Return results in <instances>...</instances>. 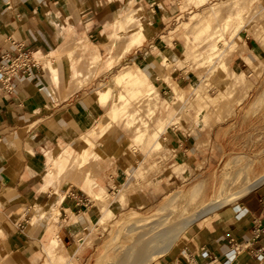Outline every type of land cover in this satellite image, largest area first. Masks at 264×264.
<instances>
[{
  "label": "rangeland",
  "instance_id": "374dc122",
  "mask_svg": "<svg viewBox=\"0 0 264 264\" xmlns=\"http://www.w3.org/2000/svg\"><path fill=\"white\" fill-rule=\"evenodd\" d=\"M149 4L131 0L127 10L129 18L126 20L125 12L121 13L120 21L114 23L115 29L111 33L114 41L110 46L109 58L106 53L101 61H84L79 68L74 67L75 72L80 70L79 77L84 75L88 78L79 82V85L76 80L73 90L84 88L90 91L98 112L96 125L81 135L93 132V138L97 136V146L104 147L106 152L98 155L93 151L88 159L80 163L79 155L74 153L65 164L63 172L51 165V175L45 188L48 186L54 191L53 198L61 196L63 184L76 183V174L84 170V177L93 178V188L98 189L102 186L96 180L100 171L107 194L97 202L79 190L91 200L97 210V217L84 229L80 228L74 254L61 257L41 254L36 261L44 259L46 264H50L47 260L51 258V264H66L70 259L76 264H164L171 251L192 247L198 231L209 227L217 211L234 204L241 198H234V195L264 175V52L255 56L246 45L247 38L253 37L264 49V0H165L169 18L163 19L160 28L151 22L154 32L152 29L150 35L130 43L128 37L138 31V24L150 23L147 20L151 17L149 11L153 7L146 10ZM229 18L232 22L227 24ZM207 19L211 21L209 28H204L199 34L202 29L200 24ZM238 20L242 27L236 30L235 21ZM147 37L150 38L142 46L136 47ZM170 42L179 49V57L174 53L169 64L163 61L167 71L164 78L168 83V72L179 67L178 72L187 76V80L180 83L186 89V97L183 101L170 99L172 103H163L162 98L169 97L170 88L161 74L163 86L156 88L160 94L156 107H153L156 93L148 96L146 93L149 90L130 99L126 105L127 113L122 112L123 118H118L112 124L115 126L111 131L118 135V143L110 142L113 151H108V146L101 143L109 139L107 131L102 137L99 136L107 112L100 117L104 108L98 107L94 93L97 98L100 90L110 88L108 100L99 103L110 104V110L118 93L126 92L127 85L129 87L134 81L126 85L113 83L123 69L136 71L128 65L136 59V52L140 51L153 58L154 63H150L153 69L150 66L151 70H148V65H141L153 79L154 72L161 70L160 55L156 54L158 44ZM67 50H72L71 55L76 53L75 47ZM115 54L117 56L114 60ZM119 55H122L120 60ZM107 59L111 60L106 64L107 68L115 64L108 70L101 67ZM40 60L46 62L47 59L41 57ZM242 69L246 77L237 79L234 73ZM156 118L165 119L160 122L161 128L158 129L160 137L165 138V142H161L162 146L152 145L151 132L155 128ZM140 131L147 133L144 137H137ZM180 132L190 138V150L187 151V157L183 158L181 152L173 148L167 139L168 135L175 136ZM72 137L75 138V135ZM155 137L153 133L152 138ZM63 139L68 141L70 135L57 137L52 147ZM64 149L65 146L59 150L64 152ZM132 153L134 159L127 165L119 159L123 154L130 156ZM109 174L115 175L118 181H113ZM159 180L156 192H152L150 183ZM262 183L254 189L264 191ZM131 186L129 197L142 190H149L155 199L149 205L133 206L127 197L124 204L126 191ZM119 195L123 196V200L118 204L116 201ZM216 198L221 200V204L215 210L199 221H191ZM186 220L191 223L185 225ZM154 228L158 230L154 231ZM163 228L168 230L159 235L161 237H156ZM152 239L159 240L149 247L154 242ZM54 240L50 247L56 245ZM160 244L168 248L152 255L150 251L161 247ZM61 258L60 262H56V259Z\"/></svg>",
  "mask_w": 264,
  "mask_h": 264
},
{
  "label": "crops",
  "instance_id": "0c3cea01",
  "mask_svg": "<svg viewBox=\"0 0 264 264\" xmlns=\"http://www.w3.org/2000/svg\"><path fill=\"white\" fill-rule=\"evenodd\" d=\"M140 1L150 3L146 10L153 7L149 11L151 17L147 20L150 23L140 22L138 31L128 37L130 43L150 35L152 29L154 32L151 22L160 28L164 23L163 19L169 18L165 0ZM127 2L128 0H0V63L3 58L15 57L23 51L31 53V59L36 63L27 71L13 76L6 84L0 80V264H46L44 259L36 261L39 255H72L80 228L84 229L97 217V210L91 200L79 191L88 195L81 187L84 170L76 174V183L63 184V193L59 189L63 200L57 205V218L53 217L52 212L53 204L56 205L53 201L54 191L45 186L52 171L51 160L67 144V140L63 139L52 147L54 140L63 135L68 136L72 131L83 136L81 134L98 122V112L90 91L84 88L73 90L76 80L79 85V82L88 78L84 75L79 77L80 70L75 72L74 67L79 68L84 61H101L106 53L110 57L114 23L120 21L119 16L123 12L126 20L130 16L127 12L130 3L128 5ZM150 37L136 47L142 46ZM250 38L246 40L248 51L255 56L264 52L257 39ZM69 47H75L77 54L71 55L72 50H67ZM174 53L179 57V49L174 43L158 44L156 54L160 55L158 58L161 70L155 71L152 79L143 67L148 65V70L153 69L150 64L154 63L153 58L140 51L136 52V59L128 63L136 71L125 68L113 80V83L121 85L134 80L129 87L127 85L126 92L118 93L114 103L119 101L122 93L126 102L124 104L127 105L130 99L142 95L151 85L157 96H160L156 88L163 86L161 74L164 78L167 72L163 61L165 55L170 59ZM54 55L58 57L53 58ZM122 55L118 56L119 60ZM116 56L117 54L114 55V60ZM41 57L47 59L46 62L41 61ZM110 61L107 59L101 67L111 69L115 64L107 68L106 64ZM178 70L180 68L175 67L168 72L167 80L168 83L170 80L175 81L184 89L186 97V89L180 83H184L187 76ZM168 83L167 87L170 88ZM194 89L192 86V90ZM172 97L170 88L169 97L162 98L163 103H172ZM94 98L98 107L104 108L100 117L107 112L103 117L99 136L102 137L107 131L109 139H104L101 143L111 151V144L118 143V135L111 131L115 126L112 124L123 116L118 112L115 118L111 117L112 107L109 110L110 104H99L106 102L99 99V92L97 98L94 93ZM172 100L183 101L184 98L176 97ZM161 121L165 119L156 118L154 127L160 128ZM88 135L96 143L97 136L93 138V132ZM167 139L173 148L181 152L182 158L187 157L190 138L185 133L168 135ZM161 140L162 143L165 142L164 137ZM100 148L105 151L104 147ZM133 156V153L130 156L123 154L119 159L127 165L133 161ZM108 176L113 181H118L115 175ZM102 178L99 171L96 180L102 185L99 187L101 191L107 194ZM159 182L160 180L150 183L152 192H156ZM131 189L132 186L126 191L124 204ZM151 191L142 190L130 195V205H149L155 199ZM263 213L264 191H249L234 204L217 211L209 227L198 231L193 239V246L171 251L164 264H258L253 253L263 242L262 239L254 240L253 233L256 219H261L264 224ZM33 219L37 220L34 224ZM30 221L34 226H30ZM53 239H57L58 243L50 247ZM203 249L207 250V254H203ZM61 260L62 258L56 259V262ZM47 262L51 264V258ZM66 264L76 263L70 259Z\"/></svg>",
  "mask_w": 264,
  "mask_h": 264
},
{
  "label": "bare ground",
  "instance_id": "6f19581e",
  "mask_svg": "<svg viewBox=\"0 0 264 264\" xmlns=\"http://www.w3.org/2000/svg\"><path fill=\"white\" fill-rule=\"evenodd\" d=\"M201 2H204L205 0H200ZM129 3H130V0H128V2H127V4L129 5ZM213 10V15H215L214 14V9H212ZM214 19V18H213ZM227 21V24H229L230 22H232V20L229 18V19H227L226 20ZM210 23H211V21L210 20H203L202 21V23L200 24L201 26H202V29H200L199 30V34L203 31V29L204 28H209V26H210ZM237 24H239L238 26H237ZM235 25H236V30L237 29H240L241 27H242V24H240V20H238V21H235ZM233 36V35H232ZM226 40V39H225ZM164 62L166 63V64H169V62H170V60L167 58V55H165V58H164ZM226 67H227V64H224ZM170 66V65H169ZM170 70V69H169ZM234 75H235V77L237 78V79H243L244 77H246V75H245V73L244 72H239V73H234ZM169 85H170V88H171V93L173 94V97L171 98V100L172 99H174V98H176V97H182V98H184V94H185V91H184V89H182V88H180L177 84H176V82L175 81H173V80H170L169 81ZM150 88V89H149ZM149 88H147L145 91H144V93L145 92H147L148 90L150 91H148L146 94L149 96L151 93H156L155 92V90H154V88H153V86L151 85V86H149ZM109 91L110 90H107V91H100L99 92V99L101 100V101H107L108 100V97H109ZM263 93V92H262ZM145 94V95H146ZM145 95H143L144 97H145ZM262 95V94H261ZM264 95V94H263ZM121 97V98H120ZM157 97V98H156ZM259 97H261V96H259ZM262 98V97H261ZM157 99H158V96H157V94H156V96H155V99L153 100L154 101V103L155 104H153L154 106L153 107H156L155 105H156V102H157ZM124 100H125V97H124V95L121 93L120 95H119V103L118 102H115L114 104H113V106H112V110H111V117H113V118H115L116 117V115H117V113L118 112H125L126 110H127V108H126V105L124 104V103H126V102H124ZM152 101V100H151ZM256 101V100H255ZM129 104V103H128ZM152 107V108H153ZM122 113V114H123ZM161 128V127H160ZM160 128H158V129H160ZM158 129L157 128H154L152 131L153 132H151V139H152V141H153V144L152 145H157V144H159V145H161V142H162V140H161V137H160V133L158 132ZM149 131V130H148ZM141 132V131H140ZM139 132V134H136V136L137 137H144V135H146L145 133H147V131H142L141 133ZM153 133H155L156 134V137H155V139H153L152 137H153ZM69 134V133H68ZM70 139H68V141H67V144L65 145V149H64V152H60L58 155H56L52 160H51V163H52V166H55V167H57V169L60 171V172H63V170L66 168V163H68L69 162V160H70V157H71V155L72 154H77V155H79V157H80V159H79V163L82 161V162H84L85 161V159H88L89 157H90V155H92V152L93 151H95L94 153H97L98 155H103L104 153H105V151L102 149V148H100V147H98L97 146V144L94 142V140L87 134V135H83V136H80V135H77L74 131H72L70 134ZM73 135H75V138H73L72 136ZM135 136V137H136ZM136 137V138H137ZM74 156V155H73ZM76 158V157H75ZM237 162V161H236ZM242 169V168H241ZM59 172V173H60ZM95 181H94V179L93 178H91V177H89V176H86V178L84 177L83 178V181H82V183H81V187L88 193V195H89V197H90V199L91 200H95V201H99V199L101 198V197H103L104 195H106V193H103L102 191H101V189L100 188H98V189H94L93 188V183H94ZM250 182V181H249ZM262 182H264V175L263 176H261V177H259L257 180H254V181H252L251 183H249L246 187H245V189L242 191V192H239V193H237L236 195H234L233 197L235 198V197H242L243 195H245L246 193H248L249 191H251V190H253L255 187H257V186H260V185H262L263 183ZM196 185V184H195ZM199 185V184H198ZM194 187V186H193ZM197 187V189H199L198 188V186H196ZM200 187V186H199ZM195 188V187H194ZM194 188H192L193 190H194ZM196 190V189H195ZM192 193H194L193 191H192ZM198 194V193H197ZM193 196V195H192ZM215 198V197H214ZM218 198H220V197H218ZM218 198H216V199H214V200H211L208 204H207V206L205 207V208H203L198 214H197V216H196V218H194L193 220H191V221H196V220H198V219H200V218H202V217H204V216H206L207 214H209L211 211H213V210H215L217 207H218V205L219 204H221V200H219ZM118 200L116 201V202H118V204H119V202H121L122 201V196H118V198H117ZM62 200H63V197L62 196H58V197H54L53 198V201H54V203L56 204V205H54L53 204V206H52V208L55 206V208H54V214H53V217H57L58 215H59V209H58V207H57V205L59 204V203H61L62 202ZM96 202V203H97ZM52 203V202H51ZM110 205V204H109ZM49 208V207H48ZM108 209L109 210H111L109 207H108ZM47 211V210H46ZM42 213L44 214V211H42ZM194 215V214H193ZM44 216V215H43ZM39 217H41V215H39ZM38 218V217H37ZM143 219V218H142ZM32 220V219H31ZM35 221H37L36 219H33V224H34V222ZM137 221V220H136ZM191 221L190 220H186L185 221V225H189L190 223H191ZM31 222V221H30ZM143 222H144V220H143ZM30 224V223H29ZM31 224H32V222H31ZM30 225L31 227L32 226H34V225ZM36 225V224H35ZM140 225V224H139ZM185 225L183 226V227H185ZM154 231H156V230H158L157 228H154L153 229ZM152 230V231H153ZM168 229H165V228H163V230H161L160 232H159V234L156 236V237H161V236H159V235H161L162 233H164V232H166ZM149 231V230H148ZM164 235V234H163ZM169 237V236H168ZM147 238V237H146ZM151 238V235H149V239ZM164 238V237H163ZM162 238V239H163ZM170 238V237H169ZM144 239V238H143ZM147 240H148V238H147ZM146 240V241H147ZM152 240H154V239H152ZM159 240V239H158ZM158 240L156 239V240H154V242H152V243H150L149 244V247H152V245H154L156 242H158ZM164 240V239H163ZM161 241V240H160ZM143 242H145V241H143ZM53 243L54 244H57L58 242H57V239H55L54 241H53ZM165 244H166V242H165ZM148 245V244H147ZM161 245V247L159 246V248H157V249H155L154 251H150V252H152V255H157L159 252H162V251H165L166 250V248H168V246H165V247H163L162 246V244H160ZM164 245V244H163ZM161 254V253H160ZM149 258V257H148ZM149 260V259H148ZM150 262V261H149ZM145 263V262H144ZM147 264V263H146Z\"/></svg>",
  "mask_w": 264,
  "mask_h": 264
},
{
  "label": "built area",
  "instance_id": "2783aa9c",
  "mask_svg": "<svg viewBox=\"0 0 264 264\" xmlns=\"http://www.w3.org/2000/svg\"><path fill=\"white\" fill-rule=\"evenodd\" d=\"M31 65H36V63L31 59V53L28 51H23L15 57L3 58L0 63V80L3 84H6L13 76L27 71ZM253 239H262L263 243L255 248L253 255L258 261V264H264V224L261 219H256ZM202 252L203 254H207L206 249H203Z\"/></svg>",
  "mask_w": 264,
  "mask_h": 264
}]
</instances>
